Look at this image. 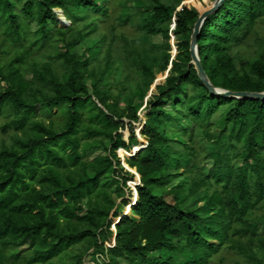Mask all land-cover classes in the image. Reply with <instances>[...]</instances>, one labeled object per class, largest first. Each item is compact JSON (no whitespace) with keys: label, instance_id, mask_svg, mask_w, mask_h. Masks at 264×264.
<instances>
[{"label":"trees","instance_id":"trees-1","mask_svg":"<svg viewBox=\"0 0 264 264\" xmlns=\"http://www.w3.org/2000/svg\"><path fill=\"white\" fill-rule=\"evenodd\" d=\"M189 2L0 0V119L12 142L0 144V264H264V101L211 95L191 55L206 9ZM100 4L103 15L92 11ZM52 32L66 53L40 64L30 50L48 52ZM199 55L215 87L264 92V0H225L201 30ZM38 106L62 119L38 118ZM204 161L214 163L209 177ZM128 206L133 217L120 212Z\"/></svg>","mask_w":264,"mask_h":264},{"label":"rangeland","instance_id":"rangeland-1","mask_svg":"<svg viewBox=\"0 0 264 264\" xmlns=\"http://www.w3.org/2000/svg\"><path fill=\"white\" fill-rule=\"evenodd\" d=\"M189 4L190 5H192V6H194V7H196V8H198V9H200V10H203V9H207L208 7H210L211 6V3H210V0H203V4L202 3H200L199 2V0H190V2H189ZM95 14H97V15H103L104 14V6H103V4H100L98 7H96V8H93V10H92ZM57 12H59V13H56L57 14V16H58V19H60V20H65V18L64 19H62L63 17H62V15L63 14H61L60 13V11L59 10H57ZM137 12V11H136ZM28 23H29V25H30V32L31 33H35L37 30H38V25H37V23L35 22V20L34 19H32V20H29L28 21ZM69 24V26L71 25V23H68ZM68 26V27H69ZM61 27H66L64 24H60L59 25V28H61ZM126 28V30H128V34L129 35H132V36H136L138 33H137V30H136V28H134V27H132V26H127V27H125ZM55 32H52V33H50L49 35H48V40H47V46H49V51L48 52H46L47 50H48V48H46V51H43V52H40V51H38V46H36L34 49H32V50H30L33 54H32V58H33V60H35V61H38L40 64L42 63V64H44V63H47V62H49V61H51V59H49V58H47L46 57V53H49V54H55V53H57V52H59V53H66V50H67V47H66V43L65 42H62V41H57L56 39H54L55 38ZM163 41H164V38H163V36L162 35H158V36H154V37H152V43L153 44H157V45H159V44H162L163 43ZM4 41H3V38H0V60H2V43H3ZM52 44V45H51ZM176 44V45H175ZM53 45H55L56 47V49L53 47ZM174 45L176 46V48H177V54H176V56L179 54V52H178V42L176 41V43L174 42ZM53 47V48H52ZM74 48L76 49V51L78 52V54L79 55H84L85 54V50H86V46L83 44V43H81V42H77V43H75V45H74ZM174 49H172V55L174 54ZM57 63H58V60H57ZM24 72H25V76H26V78L29 80V81H31L32 80V78H33V75H32V73L31 72H29V71H25V70H23ZM167 73L165 74V75H163V74H160V75H158V79H157V82L158 83H163V82H165L166 81V79H167ZM88 86L89 87H91V81H89L88 83ZM7 86V83L6 82H4V81H0V88H4V87H6ZM90 94H91V96H93V90H92V88H90ZM155 94L156 93H152V92H150V94L148 95V97L146 98V100L144 101V103L142 104V108H141V110H140V112H139V116H140V118H141V120H142V122H144L145 123V121H146V115H147V113H148V105H147V102H149L150 100H151V98L153 97V96H155ZM95 99V98H94ZM137 103H139V101L137 100ZM119 104H120V107H122V108H125L126 107V103H125V101H124V98H121V100L119 101ZM36 110H37V113L39 114L38 115V118L40 117L42 120H45V121H49L51 118H54L55 120H57V121H60L62 118H60L59 117V111L57 110V109H55V110H53V113H52V115L50 116V117H46V116H43L42 114H43V112H42V107L41 106H38L37 108H36ZM37 119V118H36ZM8 122V120H6V119H4L3 117L0 119V144L2 143V141L3 140H5V142L8 144V145H11L12 144V142H11V140H10V138L9 137H6V136H4L3 135V131H2V126L3 125H5L6 123ZM128 123V122H127ZM143 126H144V124H136V126H135V131H136V133L138 134L139 133V131L143 128ZM185 127H192V124H190L189 122H186L185 123ZM124 134H125V140L128 142L129 141V137H130V132H129V130L127 129L125 132H124ZM197 140H198V142H199V144L200 145H204L205 143H206V139L204 138V136L201 134V133H197ZM119 154H120V156L123 158V156L125 155V153L122 151V150H120L119 151ZM119 154H118V157L121 159V164H122V168L124 169V175L126 174V173H128V174H130L131 176L130 177H134V178H136V176L134 175V174H132L131 172H129V171H127L124 167H123V160H122V158L119 156ZM100 156H105V154L104 153H97V154H95L91 159H94V158H98V157H100ZM129 160V159H128ZM240 166H242V163H240L239 164V167ZM201 167H202V169H203V171H204V173H205V175L206 176H211L212 174H213V170H214V163L212 162V161H204L203 163H202V165H201ZM136 180V179H135ZM182 181V179H177L171 186H170V188L169 189H171L173 186H175V185H177L179 182H181ZM128 186H129V188H130V183H128ZM131 189V188H130ZM128 190V189H127ZM131 195H132V192H131V190L129 191L128 190V193H127V196H126V200H128V201H130L131 202ZM137 196H135L134 197V199L132 200V204L133 205H135L136 203H137ZM165 199L169 202V203H171V204H174V196H172V195H168V196H166L165 197ZM121 204H122V200H119L118 201V206H121ZM121 213H124L126 216H130V217H133L132 216V213H131V211H130V209H128L127 207L124 209H122L121 211H120ZM128 214H130V215H128ZM116 221L114 220V223H115ZM112 230H113V228H112ZM115 232V231H114ZM263 232H264V226H262L261 227V231H260V234H263ZM27 251V248H23V249H21L20 250V252L21 253H24V252H26ZM258 252V251H257ZM258 254H259V252H258ZM229 255H231V257L233 256L231 253L229 254ZM98 258H100V260H101V262H103V258H101V257H98ZM93 258H91V257H87L86 258V263L85 264H93L94 263V260H92ZM122 264H127L125 261H122Z\"/></svg>","mask_w":264,"mask_h":264},{"label":"water","instance_id":"water-1","mask_svg":"<svg viewBox=\"0 0 264 264\" xmlns=\"http://www.w3.org/2000/svg\"><path fill=\"white\" fill-rule=\"evenodd\" d=\"M225 0H216L215 3L210 6L209 8H207L200 16L199 20L197 21L195 28H194V33L192 36V41H191V55H192V64L195 66V69L198 73L199 78L202 80V82L204 83V85L206 86V88L209 90V92L211 93L212 96L214 97H218V98H223V99H236V100H261L264 101V92L261 93H254V92H233V91H229V90H225V89H221V88H217L215 87L211 80L209 79L206 71L204 70L202 64H201V59H200V55H199V37L201 34V30L205 24V22L207 21V19L214 14L217 10L220 9V7L224 4ZM61 14H63L62 10H59ZM56 13L57 12L56 10ZM63 17L65 18L64 14ZM62 24H64L65 26H69L68 23H70L69 21H67V19L65 18V20H60L58 19ZM176 25L174 24L172 29H175ZM172 37V49L175 50V53L177 51V48L174 45V41H175V36L174 34H171ZM173 57H176V54H173ZM172 66H170L171 69ZM169 76V71L167 72V76ZM159 83L156 81L154 88L158 85ZM142 130V129H141ZM141 130L139 131V133L137 134V136L139 137L140 141L144 140L141 136ZM136 194V196L138 195V191L137 189L134 192V195ZM131 205V204H130ZM128 209H132L130 206L127 207ZM117 221V220H116ZM113 229H115V227H113Z\"/></svg>","mask_w":264,"mask_h":264},{"label":"built area","instance_id":"built-area-1","mask_svg":"<svg viewBox=\"0 0 264 264\" xmlns=\"http://www.w3.org/2000/svg\"><path fill=\"white\" fill-rule=\"evenodd\" d=\"M114 231H116L115 229H114ZM116 233V232H115ZM109 247H112V245H108ZM97 257H99V256H97Z\"/></svg>","mask_w":264,"mask_h":264},{"label":"bare ground","instance_id":"bare-ground-1","mask_svg":"<svg viewBox=\"0 0 264 264\" xmlns=\"http://www.w3.org/2000/svg\"><path fill=\"white\" fill-rule=\"evenodd\" d=\"M62 17H63V15H62ZM62 19H64V17Z\"/></svg>","mask_w":264,"mask_h":264}]
</instances>
